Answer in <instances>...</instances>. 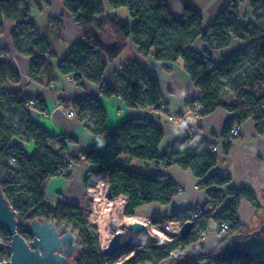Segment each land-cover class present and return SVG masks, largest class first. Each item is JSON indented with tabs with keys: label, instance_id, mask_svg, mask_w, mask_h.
Returning a JSON list of instances; mask_svg holds the SVG:
<instances>
[{
	"label": "trees",
	"instance_id": "trees-1",
	"mask_svg": "<svg viewBox=\"0 0 264 264\" xmlns=\"http://www.w3.org/2000/svg\"><path fill=\"white\" fill-rule=\"evenodd\" d=\"M25 0H0V33L4 18H25L27 12L19 14V8ZM65 9L74 17L88 44L77 43L69 55L59 64L64 76H71L78 84L82 79L95 83L100 93L106 97L119 95L128 107L160 111L162 91L158 80L133 63L118 76L110 86L104 81V72L108 66L125 50L128 38L132 37L142 57L153 55L162 62L165 72H170L173 63L182 59L190 78L200 89V96L188 103L192 112L206 116L220 106H226L231 112L223 129V153L230 150V132L235 124H243L253 119L257 132L264 135V0H253L255 20L248 25L239 21L238 5L232 2L222 8L214 23L203 28L201 14L188 0H182V15L173 14L165 0H63ZM126 9L130 17L136 19L133 26L120 21L105 9ZM58 30L62 24L58 23ZM22 30L37 33L32 22H22L13 33L18 52L32 57L30 78L38 81L37 74L45 60L38 56H54L53 38H21ZM110 33L113 44L106 47L100 35ZM201 37L210 47L223 49L230 45L233 37L243 40L244 44L236 52L224 57L214 65L208 51L199 53L186 46ZM5 52L0 49V188L11 206L23 219H50L58 224L66 222L73 231H77L79 247L75 250L72 264H162L169 260L172 253L180 250V259L173 264H264L243 258L223 260L218 247L201 251H187V248L201 240L208 225L214 220L218 225L229 223L228 237L239 232H247L238 217L243 199L259 207L254 192L249 188L227 187L228 177L208 175L219 159L212 151V144L199 134L189 130L185 140L171 144L162 154L158 146L163 138L162 130L149 118L125 120L117 128L108 131L105 127L106 113L96 98L71 102L72 109L85 128L92 134L103 135L107 148L89 150L80 157L67 155L66 142L50 136L45 129L33 122L27 103L31 98L21 97L19 93H8L4 85L20 81V75L2 61ZM226 78V81H223ZM37 107L46 112L44 102L36 98ZM6 107L19 111L17 122L10 121L4 114ZM17 138L34 143L35 151L30 157L23 150L11 145ZM14 156L15 164H9L8 158ZM158 160L166 167L178 165L190 170L200 179L199 186L208 189V201L200 216L194 219L191 233L183 238L157 237L134 249L132 255L114 263L108 261L100 246L98 229L84 217L81 208L65 202L49 205L45 202L47 182L58 176L70 174L71 162H88L107 173L109 191L113 197L124 195L127 203L124 214L134 215L139 207L149 203L168 204L180 192L179 187L165 175H145L129 167L120 160ZM192 209L172 213L155 222L171 219L185 222L190 220ZM18 231L27 240L31 233L19 226ZM0 240L9 243V233L0 228ZM127 250H125L126 252ZM10 251L0 245V261L8 259Z\"/></svg>",
	"mask_w": 264,
	"mask_h": 264
},
{
	"label": "crops",
	"instance_id": "crops-1",
	"mask_svg": "<svg viewBox=\"0 0 264 264\" xmlns=\"http://www.w3.org/2000/svg\"><path fill=\"white\" fill-rule=\"evenodd\" d=\"M188 1L201 14L204 29L213 24L222 8L232 2L238 5L239 21L242 25H248L255 20L253 0ZM165 3L173 14L182 15V0H165ZM105 9L130 26L136 21L129 16L127 10H113L108 5H105ZM25 12H27L25 18H4L2 21L0 49L5 52L2 61L20 75V81H9L4 85V89L8 93H19L23 98H38L44 102L46 112L37 106L27 108L30 118L50 136L60 140L72 139V142H66L69 157H80L89 150L107 148L104 136L90 133L77 118L71 106L74 100L96 98L106 113L105 127L108 131L117 128L128 119H151L163 132L162 141L158 146L159 155H162L171 144L185 140L189 130L199 134L212 145H216L219 159L208 175L228 177L230 183L227 187L249 188L254 192L259 207L243 199L238 210L239 220L247 232L258 228L260 223L264 222V135L257 132L253 119H248L242 124L239 135L231 142L229 152L224 155L222 134L231 112L226 106H220L212 113L201 117L189 110L188 103L199 98L200 89L186 72L182 59L173 63L170 72H165L162 62L157 61L153 55L142 57L133 38L130 37L126 42L125 50L104 72V81L112 86L128 65L138 63L158 80L162 91V102L167 106L166 113L177 117L172 121L164 115V111L161 113L140 107H128L121 96L106 97L91 81L82 79L81 84H78L71 76L61 74L59 64L69 55L73 46L77 43L88 44L75 17L65 9L63 0H25V5L19 8V14ZM22 22L34 23L37 33L22 30L21 38L34 39L36 35L41 39L53 38L59 34L54 42V56L38 54L45 60L37 74L38 81L30 78L32 57L18 52L14 44L13 33L17 32V26ZM57 22L62 24L61 30H58ZM100 39L106 47L113 44L110 33L100 35ZM243 44V40L233 37L229 46L214 49L198 37L186 47L199 53L208 51L216 65L224 57L236 52ZM70 111H74V115H70ZM11 145L20 147L26 157H30L35 151L34 143H27L17 138L12 139ZM120 160L139 173L168 176L180 189L168 204L153 202L139 207L137 210L147 219L164 218L172 213L204 206L208 201V189L199 186L200 179L190 170H184L178 165L166 167L158 160H127L125 156L120 157ZM98 181L104 188L109 189L106 172L88 162H71L69 176L53 177L47 182L45 202L49 205L57 202L78 205L84 214L90 208V187ZM217 225L211 220L204 239L188 247L187 251L214 249L220 243Z\"/></svg>",
	"mask_w": 264,
	"mask_h": 264
},
{
	"label": "water",
	"instance_id": "water-1",
	"mask_svg": "<svg viewBox=\"0 0 264 264\" xmlns=\"http://www.w3.org/2000/svg\"><path fill=\"white\" fill-rule=\"evenodd\" d=\"M20 225L31 233L30 240L20 234ZM193 227V220L185 221L180 229L181 237H187ZM0 228L5 229L11 237L7 245L10 257L0 261V264H72L73 254L80 245L77 235L66 222L58 224L55 220L45 218L23 219L8 202L1 188ZM125 228L132 234L123 240L121 232H115L108 246L103 249L106 257L113 258L124 250H131L135 246L134 235L153 238L149 226L140 220L126 223ZM218 254L226 261L243 258L264 262V222L251 231L230 235L219 245ZM179 259L180 254H173L162 264H173L174 260Z\"/></svg>",
	"mask_w": 264,
	"mask_h": 264
},
{
	"label": "built area",
	"instance_id": "built-area-1",
	"mask_svg": "<svg viewBox=\"0 0 264 264\" xmlns=\"http://www.w3.org/2000/svg\"><path fill=\"white\" fill-rule=\"evenodd\" d=\"M27 106L28 107L37 106L36 99L31 98L28 101ZM160 106L163 110H160L159 112L162 113L164 111V115L167 116V118L169 120L173 121L177 118L176 115L166 113L167 106L164 102H161ZM189 110L191 111L190 107H189ZM194 113H196V115H198V112H194ZM69 114L74 115V111H70ZM241 129H242V124H240V123L235 124L233 126V128L231 129L229 139L231 141H233L239 135ZM188 134H189V131H188ZM211 149H212V151L216 152L218 150V147L216 145H212ZM9 161L15 162L16 158L14 156H11V157H9ZM99 186L102 187L103 191L100 189ZM89 195H90L91 200H92V202L90 203V209H91L92 213L97 212V210L99 209L97 207L101 206V208H105L107 210V212L110 211V216L108 213V219H111L113 217L112 221H114V218H115L114 210L111 211V209L113 207L115 209L120 208L124 213V209H125V206L127 203V198L124 195H119L117 197H113L111 195L109 189L104 188L103 184L100 181H98L94 186L90 187ZM106 210H102V211H106ZM202 211H203V206H197V207L192 208V212L190 214V220H194V219L198 218ZM103 217H104V215H103ZM102 221H103V218L98 219V226H96V227H98L99 229H100ZM183 223L184 222L173 221L171 219L162 220L160 222H157V224L159 225V229H161L163 231V233L165 234L163 237H167V238L181 236L180 229H181V226ZM228 229H229V223H227V222H222L221 224L217 225V230H218V234H219L218 237H219L220 242L224 241L228 238V234H227ZM74 232L77 235V231H74ZM77 239H78V237H77ZM7 245H8L7 242H2L1 247L7 248ZM180 253H181L180 250H176L172 253V255L173 254L176 255V254H180ZM4 260H7V259H3L2 261H4Z\"/></svg>",
	"mask_w": 264,
	"mask_h": 264
},
{
	"label": "rangeland",
	"instance_id": "rangeland-1",
	"mask_svg": "<svg viewBox=\"0 0 264 264\" xmlns=\"http://www.w3.org/2000/svg\"><path fill=\"white\" fill-rule=\"evenodd\" d=\"M122 10H126V9L124 8ZM223 81H226V78H223ZM4 114L12 122H17L19 120V118H20L19 111L16 110V109H13L12 107H6L5 111H4ZM7 162L9 164H13V165L15 164V162H10L9 160H7ZM4 174H5L4 171L1 172L0 173V177L2 178L4 176ZM100 189L102 190V187H100ZM90 201L92 202L91 198H90ZM97 208H99V209L97 210V212H94V213L91 212L90 208L88 210L85 209L86 211L84 210L85 211L84 212V217L90 224L95 225V226H98V219L99 218H103V221L101 223L100 229L97 227L98 233H99V239H100V246H101V249H102L103 237L108 236L109 238H112L114 233L119 231L122 228V223L125 221V219L130 217V216L125 215L120 208L115 209L113 207L111 209V211L114 210L115 218H114V221H112L113 217L111 219H108V213H109V216H110V211L107 212V210L105 208H101V206H98ZM102 210H106V211H102ZM103 215H104V217H103ZM136 215L139 216V220L140 221L146 223L149 226V228H150V230H151V232L153 234V238H149L148 239V238H145L143 236H140L138 241H137V243H135V246L131 250H127L126 252L124 250L121 253L117 254L115 257L108 258V261L114 262V263L121 262L122 260H124V259L128 258L130 255H132V253L134 252V249L137 246H139L140 244L145 243V242L153 241L157 237H163L165 235L163 233V231L161 229H159V225L157 224V222H155L154 219H147V218L143 217L142 215H138V214L135 213L134 216H136ZM131 216H133V215H131ZM217 234H218V230H217ZM203 239H204V234H203L201 240H203ZM2 242L3 241L0 240V245L2 244ZM202 250H211V249L202 248Z\"/></svg>",
	"mask_w": 264,
	"mask_h": 264
},
{
	"label": "bare ground",
	"instance_id": "bare-ground-1",
	"mask_svg": "<svg viewBox=\"0 0 264 264\" xmlns=\"http://www.w3.org/2000/svg\"><path fill=\"white\" fill-rule=\"evenodd\" d=\"M136 214L138 215H142L140 213L139 210L136 211ZM135 215V214H134ZM130 216L128 218L125 219V221L122 223V228L119 230V232H121L122 234V239H126L128 238L132 233L130 230H128L127 228H125V224L130 222V221H135V220H139V216ZM140 236L138 235H134V239H133V243H137L138 239H139ZM110 239L108 236L106 237H103V240H102V249L106 248L110 242Z\"/></svg>",
	"mask_w": 264,
	"mask_h": 264
}]
</instances>
